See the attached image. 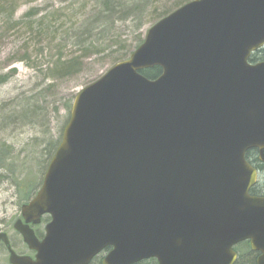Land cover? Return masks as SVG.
<instances>
[{"label": "water", "instance_id": "water-1", "mask_svg": "<svg viewBox=\"0 0 264 264\" xmlns=\"http://www.w3.org/2000/svg\"><path fill=\"white\" fill-rule=\"evenodd\" d=\"M264 0H190L74 97L41 186L0 232L10 264H264ZM158 66L149 79L141 70ZM50 219L42 239L30 224Z\"/></svg>", "mask_w": 264, "mask_h": 264}, {"label": "rangeland", "instance_id": "rangeland-1", "mask_svg": "<svg viewBox=\"0 0 264 264\" xmlns=\"http://www.w3.org/2000/svg\"><path fill=\"white\" fill-rule=\"evenodd\" d=\"M98 1L0 0V76L6 78L0 83V148L8 156L0 168V230L16 252H29L13 228L22 204L17 184L38 190L46 170H39L44 148L62 134L75 95L128 57L153 24L148 7L141 26L124 18L102 33L104 25L95 23L81 39L100 9ZM184 1L189 0L153 6L161 11ZM0 264H9L3 247Z\"/></svg>", "mask_w": 264, "mask_h": 264}, {"label": "trees", "instance_id": "trees-1", "mask_svg": "<svg viewBox=\"0 0 264 264\" xmlns=\"http://www.w3.org/2000/svg\"><path fill=\"white\" fill-rule=\"evenodd\" d=\"M158 1L159 0H99L98 2L100 4V9L97 12L96 16L94 17V20L89 22L88 25L89 31H87V28L85 29V31L82 30L80 32V36H81L80 38L83 39L86 35L91 34L90 31L91 29H93L95 23L96 24L98 23V25L102 23V25H104L103 29L100 30V32L102 33L107 28H109L112 25V23L116 22V20H120L124 18H134L137 24H139L136 25L141 26L142 19L144 18V15L148 7H151V9L154 12V18H153V23H154L158 19L170 13L175 8L185 3V1L179 2L174 4L173 7H169L159 11L156 6H153V4H155ZM96 28L99 29L100 27L96 26ZM142 39H143L142 35L138 37V41L136 42L135 48L142 42ZM125 58H127V56ZM262 60H264V46L253 52L249 58V61L252 63ZM67 69L68 68L66 69L64 68L65 71H68ZM140 73L149 79H154L161 74V68L158 66H154L152 68L143 69L140 71ZM5 80H6L5 76H0V83H2ZM60 139H61V135L59 136V138L55 140H50V142L46 144L44 148L45 151L44 160L43 162H41L40 164L41 166L39 165L40 171L46 169L50 158L52 157L55 149L57 148L60 142ZM5 152H6L5 149L0 148V168L3 167L4 163L8 158ZM246 159L256 167L259 173L260 172L264 173V165L258 160L257 150L255 148L250 149L246 152ZM17 192L20 196L19 199L21 203H25L34 195L36 191L35 188L29 186L28 183L21 184L19 182V184H17ZM250 194L257 196L264 195V177L260 179V174L256 184L251 187ZM234 250L237 252V259L234 264H255V259L258 253L250 249L248 241H243L238 243L237 245L234 246ZM100 258H102V256H98L94 258L89 264H101ZM137 264H154V260L150 258L141 261Z\"/></svg>", "mask_w": 264, "mask_h": 264}, {"label": "flooded vegetation", "instance_id": "flooded-vegetation-1", "mask_svg": "<svg viewBox=\"0 0 264 264\" xmlns=\"http://www.w3.org/2000/svg\"><path fill=\"white\" fill-rule=\"evenodd\" d=\"M248 161V160H247ZM249 162V161H248ZM250 164H251V166H253L255 169H256V167L251 163V162H249ZM20 217V216H19ZM43 218H45L46 220H44ZM42 218V221H43V229H44V225H45V223L49 220V218L47 219V216H44ZM17 219V218H16ZM40 224L41 223H39V224H37V225H32V224H30V226H31V228L33 229V231H34V233L37 235V237H39V238H42L43 237V229H42V227H40ZM0 231H2V230H0ZM0 247H3L5 250H6V252L8 253V250H7V247L4 245V243L3 242H0ZM104 254V253H103ZM34 255V253H32V256ZM100 256V255H99ZM101 259L102 258H100V261H101ZM154 260V264H157V261H156V259H153Z\"/></svg>", "mask_w": 264, "mask_h": 264}]
</instances>
